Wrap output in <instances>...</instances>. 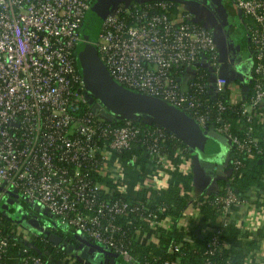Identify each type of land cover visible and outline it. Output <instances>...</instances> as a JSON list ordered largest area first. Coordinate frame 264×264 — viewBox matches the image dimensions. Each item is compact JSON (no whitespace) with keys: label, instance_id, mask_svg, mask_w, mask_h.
Returning a JSON list of instances; mask_svg holds the SVG:
<instances>
[{"label":"built area","instance_id":"obj_1","mask_svg":"<svg viewBox=\"0 0 264 264\" xmlns=\"http://www.w3.org/2000/svg\"><path fill=\"white\" fill-rule=\"evenodd\" d=\"M231 1L250 18L253 80L249 97L232 102L241 101V113L251 116L252 108L264 101V0ZM92 2L0 0V190L18 189L30 203L47 208L60 229L74 237L91 238L117 253L124 264L133 257L123 225L114 217L138 212L150 220L152 229L157 224L168 226L170 217L159 220L149 207L121 194L108 197L114 190L127 193L123 169L118 166L120 172L112 175L109 158L122 159L144 132L149 160L155 161L159 172L170 167L188 171L192 162L184 148L161 151L158 140L165 138L164 128L144 125L135 118L113 123L89 106L75 49ZM95 42L119 82L159 96L226 135L233 156L238 155L236 165L240 156L264 151L252 126L237 120L242 130L238 133L233 131V122L222 116L225 104L218 94L230 89V82L224 75L211 82L207 69L219 66V46L212 29L182 5L169 0L122 2L103 18ZM177 155L180 161L176 163L172 157ZM94 172L109 179L112 175L118 182L115 189L95 180ZM154 183L164 187L158 180ZM214 189L223 192L212 199L208 197L211 190L205 192L203 201L209 200L220 216L241 200L231 185ZM19 228L0 229V264H76L71 253L58 257L51 248L35 243L38 234L29 238L25 228ZM221 228L208 235L203 259L197 264H222L216 258L225 245L218 236ZM179 251V243L169 249V253ZM159 264L184 263L177 254L161 258Z\"/></svg>","mask_w":264,"mask_h":264},{"label":"trees","instance_id":"obj_2","mask_svg":"<svg viewBox=\"0 0 264 264\" xmlns=\"http://www.w3.org/2000/svg\"><path fill=\"white\" fill-rule=\"evenodd\" d=\"M175 5L181 3V0H169ZM249 21V20H248ZM249 25V23H247ZM248 29V28H247ZM247 46L251 50L250 42L248 39L247 30ZM76 50V49H75ZM77 54V51H76ZM251 55V52H250ZM253 82L250 77L249 84ZM230 89L226 88L218 96L221 98L222 102L225 104V109L222 111V116L233 122V131L242 132L241 127L238 129L237 120H242L244 126H252L253 135L259 138L260 145L264 146V117L262 118L256 113L257 108H252L251 116L247 113H241V101L232 102L230 98ZM246 98L249 97L251 93V88L246 92ZM210 96V95H209ZM215 97V95H214ZM215 100V98H211ZM91 106V104L89 105ZM113 123L123 122L124 119H109ZM138 122L144 125L160 126L164 128L167 132L165 138L159 137V145L161 151L169 153L172 149L176 147L184 148L185 155L189 158L190 154L194 149L187 145L182 139L176 136L169 129L154 123L137 118ZM216 121V120H213ZM212 122V121H211ZM147 135L142 132L138 135L137 139L134 141L131 149L123 152V158L126 160H132L133 157L135 161L139 163L144 170L146 168V163L149 160V153L147 152L148 144ZM237 154L231 157V161L228 165L230 168L229 172L224 176H218L217 186L231 185L234 190H238L237 193L246 191L255 185L262 177L264 173V151L261 153H253L249 155H242L239 165L234 163L237 158ZM174 162L180 161L179 156L172 157ZM152 164L156 167L155 161L151 159ZM106 167L103 166V173ZM100 172H94L93 176L95 180L101 181L108 186L115 189L118 182L115 180H110L108 176ZM167 173L170 177V182L164 187H155L152 185L140 186L134 195L127 193H120L116 190L113 191L108 197L114 198L116 195H122L124 198L131 200L135 204L146 205L149 207V211L155 213L157 219H163L167 216L170 217L169 225L157 224L155 227V234L157 236V241L155 243L150 242L149 244L141 243L137 236L142 231H149L152 229L150 220L143 218L138 212L130 211L126 214L115 216L114 219L117 223L123 225V230L125 240L129 243V249L132 257H135L137 263L140 264H159L160 259L166 256L180 255L181 260L184 264H197L203 259L204 249L206 245V239L197 237L193 242H189L184 239V231L178 228L177 222L181 216H183L193 201V197L190 191L194 188V174L191 170L183 171L178 167H170L167 169ZM223 189H214L209 194V199L214 198L218 193L223 192ZM146 213V212H143ZM200 219L202 222L206 223L209 220L219 216L220 211L214 206H212L209 200L203 201L199 204ZM152 217V216H151ZM12 219L0 216V229L4 232L9 231L11 228ZM62 233L64 235H71V232L65 231L63 229ZM219 238H221L225 245L222 248L216 258L220 260L222 264H245L247 259L249 247L253 240L248 239L247 235L241 232V228L238 227L234 222H229L227 225H222L220 232L218 233ZM77 239V238H76ZM19 241H21L19 239ZM20 243V242H19ZM35 243L42 248L49 249L58 257H65L72 253L68 250V245L61 244L54 245L55 243L38 234L35 237ZM175 243L180 244V251L176 253H169V249ZM21 244V243H20ZM227 244V245H226ZM59 246V247H58ZM157 257V258H156ZM76 264H89L86 258L76 257Z\"/></svg>","mask_w":264,"mask_h":264},{"label":"water","instance_id":"obj_3","mask_svg":"<svg viewBox=\"0 0 264 264\" xmlns=\"http://www.w3.org/2000/svg\"><path fill=\"white\" fill-rule=\"evenodd\" d=\"M126 1L128 0H93L86 12L80 33L81 39L76 45V62L83 78L88 102L95 112L109 119L141 118L157 123L172 131L194 149L203 165L214 167L217 162H222L220 164L227 167L234 150L231 140L226 135L219 133L213 125L206 127L200 124L189 112L159 96L125 86L110 73L95 41L103 18L113 7ZM201 2L214 13L227 36H233L238 30L245 31L242 10L235 2L231 0H201ZM229 3L233 8L227 7ZM248 89L249 85L244 84L243 90ZM217 172L225 173L224 170ZM46 233L49 234V240L54 243L66 241L60 234L49 231ZM75 237L81 241L76 250L78 257L88 259V254L92 250V253L96 250L112 253L106 247L96 244L91 238L78 234ZM68 250L73 253L74 246L68 245ZM100 264H116V259L106 257Z\"/></svg>","mask_w":264,"mask_h":264},{"label":"crops","instance_id":"obj_4","mask_svg":"<svg viewBox=\"0 0 264 264\" xmlns=\"http://www.w3.org/2000/svg\"><path fill=\"white\" fill-rule=\"evenodd\" d=\"M197 2L203 4L201 0H197ZM227 7L233 8L230 3ZM243 23L245 31L238 30L233 36H227L220 24L222 41L227 47L223 52L221 48L219 50V66L217 68H207L209 70L208 79L211 82L214 81L217 75H224L228 78L230 92L233 94L231 95V101L245 98L246 91L243 90V85L248 84L250 86L252 60L247 46V23L249 21L244 15ZM203 61V65L206 66V60ZM256 113L262 118L264 117V101L257 107ZM190 159L192 162L190 170L194 174V188L190 191L193 201L177 222L178 228L184 231V239L189 242L195 241L197 237L206 239L217 226L234 222L241 228V232L247 235L248 239L253 240L245 264H264V173L255 185L239 194L240 202L232 204L224 215H219L204 223L200 220L199 204L203 202L205 192L216 188L217 178L221 175L217 170H224L226 173L228 166L221 165L222 162H217L214 167L205 166L201 163V159L197 158L194 151L190 154ZM109 166V172L111 171V174H115V176L117 172H120L118 166H121L124 173L125 190L130 195H134L139 186L154 185L155 180H158L163 186L170 182L169 174L165 171L159 172L150 160H148L146 168L143 170L136 161L126 160L125 158L116 159L112 155L109 158ZM112 175L111 180L114 179ZM137 238L143 244L157 241L154 229L140 232ZM124 264L140 263H137L136 258L133 257L131 261L124 262Z\"/></svg>","mask_w":264,"mask_h":264},{"label":"rangeland","instance_id":"obj_5","mask_svg":"<svg viewBox=\"0 0 264 264\" xmlns=\"http://www.w3.org/2000/svg\"><path fill=\"white\" fill-rule=\"evenodd\" d=\"M135 1H143V0H128L125 3L126 4H131ZM179 5L186 9L189 10L192 13V16L199 21L200 23H203L205 25H207L210 29H212L214 36L216 38L217 44L219 46V50L221 48L222 52L226 50V45H224L223 43V37L221 36L222 31L220 28V23L219 20L217 19V17L214 15V13L210 10L209 7H206L204 4H199V2H197V0H191L188 2V0H181V3H179ZM249 21L250 18L246 17ZM88 33V32H87ZM98 35V33H97ZM97 38V37H96ZM137 119V118H135ZM194 152L197 154V158H199L198 153L194 150ZM196 166V165H195ZM230 168L227 167V172L221 174L222 176H224L225 174H227L229 172ZM220 175V176H221ZM5 197H3L0 200V211L2 210H6L8 209V203L7 201L4 199ZM42 208L40 210L33 208L32 210L35 213V217H37V215H39L40 217H43L44 219L47 217L43 211V206H41ZM14 214L11 215V219H12V227H20L19 229H21V227L25 228L26 230V237L32 238V234H36V232L41 231V225L39 224V222L35 221L34 216H29V218L31 219H24L23 221H20V218H18L17 216H15V214L17 213V207H14L13 210ZM12 212V213H13ZM29 213H32L31 211H29ZM33 214V213H32ZM24 215V213H23ZM34 215V214H33ZM55 220V218H54ZM79 246L76 247V249H78ZM104 254V252L100 251V250H96L92 253L91 258L95 259L97 262L100 260V258L102 257V255ZM77 252H73L72 254H70V257L72 259H76L77 257ZM67 264H73V262H69Z\"/></svg>","mask_w":264,"mask_h":264},{"label":"flooded vegetation","instance_id":"obj_6","mask_svg":"<svg viewBox=\"0 0 264 264\" xmlns=\"http://www.w3.org/2000/svg\"><path fill=\"white\" fill-rule=\"evenodd\" d=\"M7 189L8 190H0V200L3 197H5L4 199L9 204L8 209L0 211V216H2L3 218L6 217L8 219H11L12 218L11 215L14 214V212H13L14 207L16 206L17 207V213L15 214V216L18 215L17 217L20 218V221H23L24 219H31V218H29V216L31 215V216H34L36 222H39V224L41 225V231L36 232V234H40V235L47 237V238H49L48 237L49 234L46 233L47 231H49V233L60 234L63 236V238L66 241L65 242L61 241L59 244L64 245L66 243L67 245H73L74 246L73 252H77L76 247L81 242L79 240H77L73 235H64L62 233V230L58 226L56 220H54L53 214L49 210H47L46 208H43V211H44L45 215L47 216L45 219L43 217H40L39 215H37V217H35V213L32 209L36 208V209L40 210L42 207L40 205L30 203L27 200V198L18 189H16L14 192H13L14 188H11V189L7 188ZM29 211H31L34 215L32 213H29ZM23 213H24V215H23ZM91 255H92V251H90V253L88 254L87 260L89 261L88 262L89 264H100L101 260H103L106 257L115 258L116 264H122L120 256L113 251H112V253H110V252L104 253L98 262L95 259L91 258Z\"/></svg>","mask_w":264,"mask_h":264}]
</instances>
